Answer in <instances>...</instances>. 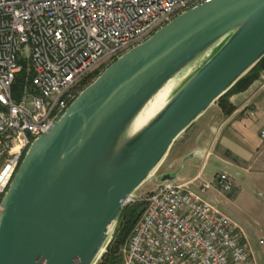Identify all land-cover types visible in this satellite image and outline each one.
<instances>
[{
  "label": "water",
  "instance_id": "obj_1",
  "mask_svg": "<svg viewBox=\"0 0 264 264\" xmlns=\"http://www.w3.org/2000/svg\"><path fill=\"white\" fill-rule=\"evenodd\" d=\"M263 58L264 0L204 1L116 58L25 152L0 202V264H97L124 201Z\"/></svg>",
  "mask_w": 264,
  "mask_h": 264
},
{
  "label": "built area",
  "instance_id": "obj_2",
  "mask_svg": "<svg viewBox=\"0 0 264 264\" xmlns=\"http://www.w3.org/2000/svg\"><path fill=\"white\" fill-rule=\"evenodd\" d=\"M204 1L0 0V202L29 145L52 128L88 75ZM233 189L227 172L158 182L140 198L144 210L123 263L259 264L242 226L209 197ZM135 201L134 194L124 206Z\"/></svg>",
  "mask_w": 264,
  "mask_h": 264
},
{
  "label": "rangeland",
  "instance_id": "obj_3",
  "mask_svg": "<svg viewBox=\"0 0 264 264\" xmlns=\"http://www.w3.org/2000/svg\"><path fill=\"white\" fill-rule=\"evenodd\" d=\"M96 77L97 76H92L91 74L88 75L85 78L84 83L82 82L83 88L86 87L89 83H91ZM254 82L256 83L251 94V103L254 107L262 108L261 110L264 112V72L261 74L260 78L255 80ZM237 93L240 92L232 94L230 96V100L232 96ZM220 109L221 108L218 103L213 104L206 111V113H204L196 121V123L188 133L180 136L177 139V141L171 148L166 160L159 168L157 174L150 178L147 182H145L135 192L137 201L128 204V206L140 202L143 203L140 198H143L148 192L156 188L158 185L156 176L170 169L171 164L174 165V169L179 166L181 160V153L184 152L186 144L190 143L189 138L193 135L194 130L203 123L207 122V119L217 117V113ZM197 145L202 144L198 143ZM214 158L216 157H211L204 166L203 172L205 178L211 180L215 174L219 172H227L232 175L234 180L233 191L226 194L224 200H221V202L219 201L218 206L224 212L230 215L239 225L242 226V228L247 234L248 239L250 240L252 247L256 252L258 263L264 264V244L260 245L258 243L260 239H264V143L252 159L251 163L237 169V171H235L236 173L225 166L223 167V170H221ZM191 161L193 162L194 170H197L202 165L204 160L203 158L198 156L193 158ZM191 161L188 160L187 162ZM144 205L145 204L143 203L142 206ZM127 240L122 245H120V248L118 249L117 253L120 256V262L116 264H124L123 248L124 245L127 243ZM100 260L98 261V263H104V261Z\"/></svg>",
  "mask_w": 264,
  "mask_h": 264
},
{
  "label": "crops",
  "instance_id": "obj_4",
  "mask_svg": "<svg viewBox=\"0 0 264 264\" xmlns=\"http://www.w3.org/2000/svg\"><path fill=\"white\" fill-rule=\"evenodd\" d=\"M255 83L247 90L232 96L231 101L235 106L232 113L224 114L220 109L217 117L207 119V122L194 130L189 138L190 143L186 144L180 157L182 159L190 151L200 149L203 156L199 157L204 161L197 170H194L191 161L193 158L189 159L191 162L187 160L176 181L187 182L195 178L208 180L205 178L203 169L207 161L214 156L221 170L225 166L235 172L251 163L264 143L261 138V130L264 128V112L262 108L254 107L251 103ZM191 128L184 134L188 133ZM198 143L202 145H197ZM225 196L226 194L216 190L209 193V197L217 204L224 200Z\"/></svg>",
  "mask_w": 264,
  "mask_h": 264
},
{
  "label": "trees",
  "instance_id": "obj_5",
  "mask_svg": "<svg viewBox=\"0 0 264 264\" xmlns=\"http://www.w3.org/2000/svg\"><path fill=\"white\" fill-rule=\"evenodd\" d=\"M264 72V58L253 67L243 78H241L227 93L221 96L216 103L219 104L224 114H230L234 111L235 106L230 100V96L236 92L245 91L250 85L260 78ZM99 72H94L91 75L97 76ZM85 80V79H84ZM83 80V83H84ZM143 203H136L131 206H124L122 215L119 220L118 227L111 243L109 244L107 251L104 253L98 264H116L120 262V256L117 253L120 245H122L130 236L132 229L142 214Z\"/></svg>",
  "mask_w": 264,
  "mask_h": 264
},
{
  "label": "bare ground",
  "instance_id": "obj_6",
  "mask_svg": "<svg viewBox=\"0 0 264 264\" xmlns=\"http://www.w3.org/2000/svg\"><path fill=\"white\" fill-rule=\"evenodd\" d=\"M167 93V91L165 93H161L159 95V97L154 101L152 108L156 107L163 99V97L165 96V94Z\"/></svg>",
  "mask_w": 264,
  "mask_h": 264
}]
</instances>
